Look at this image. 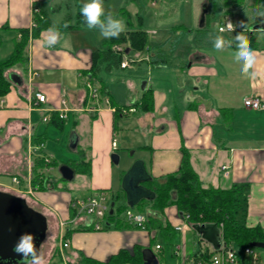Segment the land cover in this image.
Wrapping results in <instances>:
<instances>
[{
  "label": "crops",
  "instance_id": "1",
  "mask_svg": "<svg viewBox=\"0 0 264 264\" xmlns=\"http://www.w3.org/2000/svg\"><path fill=\"white\" fill-rule=\"evenodd\" d=\"M54 3L56 6L49 11V0H0V61L10 55L21 30L32 28L35 12L44 11L51 25L64 35L52 48L41 46L42 34L47 29L35 37L29 36L23 64L4 70L10 87L0 95V192L22 198L41 212L50 238L57 230L58 244L51 245L44 256L45 264L60 262V231L68 240L63 249L65 264L106 261L120 249L132 251L135 246L142 250L141 264H145V256L151 257L150 263L155 258L157 264H188L192 257L217 250L181 218L174 205H168L162 213L164 222L172 228L170 239H165L158 230L118 221H111L100 230L83 228L72 221L73 198L103 190L111 196L113 206L121 204L123 200L118 204L113 201L119 193L124 197L123 178L133 167L135 173L126 180L132 179L140 186L143 177H160L175 171L183 148L188 151L190 164L203 186L248 185L245 205L238 211L237 219L264 230V108H248L242 102L245 95L259 96L264 102V40L258 41L256 33L251 38L245 33L250 43H254L250 46L257 57L252 71L258 75L249 79L241 74V65L233 59L234 48L217 52L207 35L204 37L205 31H200L197 37L198 28L203 25L196 28V38L193 29L187 30L184 22L178 24L181 29L172 26L162 42L152 45L173 38L176 31L178 39L171 54L174 65L153 67L145 54L144 88L138 95L134 81L124 80L135 92L133 96L126 93L125 97L114 94L111 81L100 74V68L96 77L104 84L110 105L90 110L85 81L90 78L87 72L92 53L102 47L106 38L78 23V9L76 13L67 10L62 0ZM104 4L105 10L111 11V6ZM225 16L219 15L218 27ZM125 23L130 21L127 19ZM63 24L69 26L65 28ZM183 29L188 33L185 39L180 38ZM238 31L215 34L232 39ZM147 89L152 91L150 110L141 108L140 102ZM35 92L43 93L45 101L37 103ZM129 106L135 111L122 114L116 110ZM113 138L115 147L111 145ZM112 155H117V160ZM82 157L89 162L88 173L76 172L68 164H76ZM63 165L72 169L70 179L62 176ZM224 165L226 170L222 168ZM34 174L45 179L44 187L32 185ZM13 177L19 183L13 182ZM176 226L181 229L176 230ZM216 227L220 247L224 241L222 226ZM157 234L169 243L170 255L157 242ZM256 252L255 264H264V249Z\"/></svg>",
  "mask_w": 264,
  "mask_h": 264
},
{
  "label": "trees",
  "instance_id": "2",
  "mask_svg": "<svg viewBox=\"0 0 264 264\" xmlns=\"http://www.w3.org/2000/svg\"><path fill=\"white\" fill-rule=\"evenodd\" d=\"M206 0L208 5L217 14L233 16L235 14L233 5L239 6L240 22L244 21L248 24L245 33L249 34V38L253 37L255 31H251V27L259 23L254 17V10L257 6L264 5V0ZM221 4H220V3ZM36 6V4H35ZM82 4H78L77 20L78 23H84L83 17L80 13ZM111 12L114 15L128 14L124 7H121L118 12ZM248 17H247V15ZM34 25L30 30L22 29L21 35L14 43V47L10 55L0 61V95L5 94L10 87V81L4 75V70L15 64H23L25 61L23 52L27 44L29 36L35 37L42 29L52 27L50 21L46 17L44 11L40 13L35 12ZM129 21V19H128ZM239 22V23H240ZM204 23H207V12L205 14ZM239 23L235 25V29L242 31ZM65 24L61 25L64 26ZM69 26V25H68ZM181 25H177L180 29ZM200 31H206V25L198 28ZM175 31V30H174ZM216 34H214L215 36ZM178 33L175 31L171 39H167L159 45H149L146 48V59L153 67L156 66H173L174 62L171 59V54L174 50ZM126 41L128 46L132 49H142L146 44V31L143 29L126 28L118 38L105 39L102 42V47L93 51L92 63L87 72L90 75L91 81L98 84L100 95H105L107 90L100 78L96 77L101 65L105 63L109 66L111 62L121 61V55L116 53L112 46ZM254 45V43H250ZM141 108L150 110L152 108V91L147 89L143 92L141 97ZM138 104V103H136ZM119 113V108L116 109ZM183 156L179 167L172 172H168L160 177L147 176L141 181L140 192L138 199L134 203L138 205V210L143 211L146 215V228L149 230H158L165 239H170L172 236V228L164 222L162 213L168 205H174L179 212L181 218L190 226L213 223L222 226V237L225 243L233 245L240 261L242 258L243 249L254 241H264V230L259 226H247L239 223L237 214L245 205L246 192L248 185L242 183L234 185L229 188H219L213 186H203L198 177V174L192 168L189 160V153L183 148ZM82 152V151H81ZM83 154V153H82ZM83 158V157H82ZM80 158L79 162L68 163L70 167L76 172L88 173L89 162L84 158ZM45 179L40 174H34L31 183L34 187H44ZM124 192V200L121 204L115 206L116 214L120 213L125 207H130L126 192ZM116 204V198L114 199ZM113 218V215L109 216ZM119 222V221H118ZM252 247V246H251ZM257 249V247H252ZM208 256L206 252L202 254ZM92 264H124V263H143L142 250L137 246L133 247L132 251L127 249H120L117 253L111 255L106 261L91 260Z\"/></svg>",
  "mask_w": 264,
  "mask_h": 264
},
{
  "label": "rangeland",
  "instance_id": "3",
  "mask_svg": "<svg viewBox=\"0 0 264 264\" xmlns=\"http://www.w3.org/2000/svg\"><path fill=\"white\" fill-rule=\"evenodd\" d=\"M54 2L55 0H49V11H52L56 6ZM62 2L67 10L70 8L76 13V10L79 9L78 4L87 1L62 0ZM247 2V4H250L251 1L248 0ZM104 3L110 5V10L115 13L118 12L121 7L127 9L129 13L127 17L117 14L115 15L117 18L122 19L124 23L125 20L129 19L130 24L125 23L126 28L143 29L146 31V45L142 49H132L128 46L126 41L119 43L122 51L116 53L120 54L121 57L125 59H130L129 64L126 67L120 66L119 61L111 62L109 66H106L105 63L101 65L100 74L106 75L108 80L111 81L112 84L110 85V88L113 90L114 94L122 95L123 97H125L126 93H128V95L131 94V96L135 93L133 88L129 89L128 84L124 81L128 79L134 81L136 92L140 95L142 84L147 81L145 64L146 48L154 43L162 42V40L171 33L172 26L177 28L176 26L178 24L184 22L183 24L187 26V30L193 29V37L196 38V28L201 25L202 9L207 5V23H204L206 25L204 37L207 35V39H210V36L220 32L218 31L219 14L212 9L211 5L207 4L206 0H155L154 2L152 0H104ZM194 9L197 10L196 13H194ZM232 9H234L235 14L233 16H227H229L232 24L235 26L236 23L238 24L240 22V14L237 12L239 11V6L233 5ZM225 19L226 16L224 17V20ZM187 30L183 29L181 31L180 38L185 39L188 37ZM225 32L227 31L220 33L225 35ZM239 32L241 31H238V33ZM126 85L128 87L127 90ZM122 200H124V197L119 193L116 197V203L118 204ZM130 208L138 210V205ZM48 233L50 232L48 231ZM47 234L39 249L43 256L46 255L51 245L54 247L58 244L57 230L53 231V234L55 235L51 238L48 236L49 234ZM156 238L160 245L166 247V252L169 254V243L160 236V234H157ZM260 249L264 248H257L255 250L258 251ZM53 257L54 256L51 258ZM55 257L59 258L57 255Z\"/></svg>",
  "mask_w": 264,
  "mask_h": 264
},
{
  "label": "built area",
  "instance_id": "4",
  "mask_svg": "<svg viewBox=\"0 0 264 264\" xmlns=\"http://www.w3.org/2000/svg\"><path fill=\"white\" fill-rule=\"evenodd\" d=\"M153 2L155 0H152ZM36 11V9H35ZM231 22L229 17H226L223 24L218 27V31L221 28L228 30V23ZM232 23V22H231ZM115 52L120 53L122 48L119 44L112 46ZM130 62V59L121 58L120 66L126 67ZM85 87L88 91L91 105L90 110H98L100 107L110 105V99L108 95H100L99 87L88 78L85 81ZM34 98L37 103L45 101V95L41 92H35ZM63 101V100H62ZM64 102V101H63ZM242 102L245 107L253 109L264 108V102L259 96L245 95L242 97ZM119 111L122 114H127L135 111L132 106L120 107ZM63 117V114L60 115ZM112 147L116 146L115 138L111 141ZM226 170V166H222ZM13 182L19 183L17 177L12 178ZM32 193V189H29ZM70 207L73 211L72 221L77 223L83 228L100 230L109 225L111 221H119L129 225H133L140 228L146 227V215L143 212L133 210L130 207H125L120 213L116 214V208L111 203V196L103 190L97 191L93 194L85 197H75L70 201ZM111 210V212H110ZM113 215V218L109 216ZM176 230H180L181 226H176ZM68 246V240L64 238V234L60 231L59 233V245L58 251L60 255V262L58 264H65V255L63 249ZM158 248L159 245H156ZM242 258L244 261H240L236 250L230 243H221V246L214 252L208 254V256H197L192 257L188 260V264H255L258 255L254 248L247 246L243 249Z\"/></svg>",
  "mask_w": 264,
  "mask_h": 264
},
{
  "label": "clouds",
  "instance_id": "5",
  "mask_svg": "<svg viewBox=\"0 0 264 264\" xmlns=\"http://www.w3.org/2000/svg\"><path fill=\"white\" fill-rule=\"evenodd\" d=\"M80 13L87 29L99 31L101 36L106 39L118 38L126 30V25L122 19L117 18L111 12H106L104 0H87L80 8ZM254 17L260 24V27L255 30L257 40H264V5L256 7ZM64 27L67 28L68 24H65ZM239 27L243 30L232 39H225L222 35H215L214 37L210 36V40L214 50L217 52L234 48L233 59L241 65V74L245 78L255 79L258 73L252 70L257 63V57L250 46L248 36L245 34L248 24L241 21ZM224 30L221 28L220 32ZM228 30H235V26L231 22L228 23ZM42 36L41 46L48 48L54 47L64 38V35L55 25L49 27ZM12 251L20 257L17 264H45L44 256L36 244V236L33 233H22L14 244Z\"/></svg>",
  "mask_w": 264,
  "mask_h": 264
},
{
  "label": "water",
  "instance_id": "6",
  "mask_svg": "<svg viewBox=\"0 0 264 264\" xmlns=\"http://www.w3.org/2000/svg\"><path fill=\"white\" fill-rule=\"evenodd\" d=\"M206 12L207 8L204 6L201 13V25L204 24ZM257 27H260L259 23L254 24L251 30H256ZM142 88H144V82ZM112 157L117 160V155H112ZM135 170L136 168L133 167L126 175H132L131 173H135ZM60 171L64 178L70 179L72 177L73 171L66 165L61 166ZM127 176L123 178L122 187L126 192L127 202L132 207L139 197L140 188L136 186L135 181H131L132 179L130 181L126 180ZM143 178L145 179L146 177ZM193 227L201 233L203 238L211 241L216 246V249L219 248L221 239L215 224L207 223L205 225H193ZM46 230L47 221L41 212L27 205L22 198L0 192V263H16L20 259L12 251V248L22 233L30 232L35 234L36 244L40 249L41 243L46 236ZM250 245L264 248V241H254ZM145 260V264H157L155 258L150 263V256H145Z\"/></svg>",
  "mask_w": 264,
  "mask_h": 264
}]
</instances>
